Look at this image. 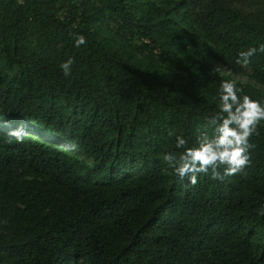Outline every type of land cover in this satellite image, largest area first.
<instances>
[{
	"label": "trees",
	"instance_id": "trees-1",
	"mask_svg": "<svg viewBox=\"0 0 264 264\" xmlns=\"http://www.w3.org/2000/svg\"><path fill=\"white\" fill-rule=\"evenodd\" d=\"M262 44L264 0H0V124L91 160L0 133V264H264V121L222 181L163 159L214 134L222 81L264 106V52L237 63Z\"/></svg>",
	"mask_w": 264,
	"mask_h": 264
},
{
	"label": "clouds",
	"instance_id": "clouds-1",
	"mask_svg": "<svg viewBox=\"0 0 264 264\" xmlns=\"http://www.w3.org/2000/svg\"><path fill=\"white\" fill-rule=\"evenodd\" d=\"M76 43L77 46L85 43L84 37L78 36ZM257 51L264 52V44L241 53L237 63L247 64ZM72 63L69 59L61 65L65 75L70 73ZM240 91L234 82L222 81L220 111L209 120L214 129L211 137L205 135L196 147H187V140L176 137V148L183 151L178 157L172 153L165 154L163 159L179 181L187 177L194 186L198 182V174L209 172L211 179L222 181L225 177L242 173L250 165L249 149L252 145L249 138L257 131V125L264 121V106L247 95L241 98L238 96Z\"/></svg>",
	"mask_w": 264,
	"mask_h": 264
},
{
	"label": "rangeland",
	"instance_id": "rangeland-1",
	"mask_svg": "<svg viewBox=\"0 0 264 264\" xmlns=\"http://www.w3.org/2000/svg\"><path fill=\"white\" fill-rule=\"evenodd\" d=\"M240 67V70L243 72V74H249L250 73V69L247 67L246 64L244 63H239L238 64ZM223 72H226V70H223ZM243 74H237L235 72L230 73V77L232 79L235 80H244L245 79V75ZM0 133L6 134V135H17L19 133H24L26 135H30L32 136L34 139L40 141L41 143L50 145L52 147L57 148L58 150L71 155L73 157H76L84 162H86L87 164H91V160L86 158L81 152H79L74 146L63 143L51 136H49L48 134H38L36 132H34L32 129L30 128H24L21 131H17V130H12L9 127L0 124ZM202 137V136H201Z\"/></svg>",
	"mask_w": 264,
	"mask_h": 264
}]
</instances>
